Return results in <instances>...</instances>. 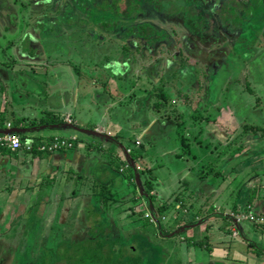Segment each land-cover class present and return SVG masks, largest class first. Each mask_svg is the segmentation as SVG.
Masks as SVG:
<instances>
[{"label": "rangeland", "instance_id": "obj_1", "mask_svg": "<svg viewBox=\"0 0 264 264\" xmlns=\"http://www.w3.org/2000/svg\"><path fill=\"white\" fill-rule=\"evenodd\" d=\"M113 1L0 0V63L10 58L27 64L20 57L35 49L31 46L46 50V60L30 59L22 66L30 70V79L46 77L48 67L59 86L67 80V91L77 93L81 83L82 94L93 87L86 88L81 102L101 105L109 97L110 114L117 120L99 117L106 125L93 129L92 150L99 154H91L92 159L125 161L121 171L131 160L127 153L136 147L142 157L131 160L134 175L153 167L162 176L168 169V177H174H167L170 183L176 181L174 174L186 179L172 184L173 190L168 187L167 197L159 196L167 209L155 216L157 200L148 198L142 179L152 177L156 185L157 173L143 172L135 183L120 173L127 194L117 202L101 197L105 206L91 195L96 173L88 172V177L84 169L82 184L79 173L72 175L78 182L74 196L72 180H60V188L52 187L54 197L48 198L46 188L52 182L44 177L46 161L19 157L14 163L28 166L27 173L36 176L32 191L25 190L26 179L18 178L8 181L20 185L15 192L7 186L0 192L1 209L10 206L0 211V254L8 259L3 264H58L59 251L93 238V229L99 236L93 239L109 245L113 257L121 243L131 248L145 240L149 249L140 251L142 264H264V0H164L161 9L150 0H125L120 8ZM157 19L167 25L159 28L166 35L151 41L140 26H158ZM135 37L141 39L140 47ZM159 47L163 53L157 52ZM41 81L47 83L46 78ZM0 82L8 92L31 85L20 76L9 77L7 70L0 72ZM23 102H32V97ZM4 104L0 98V107ZM19 113L28 116V109ZM36 118L44 120L46 113L30 119ZM64 118L74 124L69 112ZM2 123L0 136L20 135L11 122L6 127ZM145 131L155 134L146 149ZM44 143L34 152V139H29L14 151L40 157L46 152ZM178 164L193 175L177 171ZM117 183L121 186L122 180ZM43 186L46 200L35 198L33 193ZM254 188L260 200L256 208L263 209L255 210L256 215L248 213ZM85 204L93 205V214L80 211ZM201 204L210 206L208 212L193 216ZM188 223L200 234H188ZM132 255L129 250L124 257Z\"/></svg>", "mask_w": 264, "mask_h": 264}, {"label": "crops", "instance_id": "obj_2", "mask_svg": "<svg viewBox=\"0 0 264 264\" xmlns=\"http://www.w3.org/2000/svg\"><path fill=\"white\" fill-rule=\"evenodd\" d=\"M11 45V44H10ZM35 46V45H33ZM35 48V49H33ZM39 46H35L32 47L31 49H33L31 52L29 53H25L23 54L21 58V60L28 62L27 64H22L19 65L17 63V61L15 59H8L7 62L0 63V68L2 70H7L8 71V75L9 77H13V76H20V81L23 82H30L31 85L28 88H19V89H10L9 92L6 89V84L1 85L0 87V98L1 99H5L6 104L2 105L0 107V120L3 122L1 127H6L5 122L9 121L12 123V129L16 128L19 132H20V136L23 140V142L29 140V139H34V143H35V148H34V152H40V150L37 148L39 145H42L45 141L44 144H48L53 142L56 137H73L74 135L78 136V144L81 143L82 141V147L80 145L77 144L76 147H74L73 149H60L57 151H48L45 150L46 152L38 157L40 154H33L30 156V154L28 155L27 151H23V152H16L14 150L11 149L10 146L8 145H0V192L2 189H4V186H7L9 188H11L12 191H14L13 188H18V186L20 185H16L13 186L11 182H8L10 179H14V180H18V178L24 180L26 179L27 182L25 187V190H30L32 191L33 188H31L30 186L32 185V180L33 178L36 176L34 175V173L32 172H28L27 173V168H25L22 165H17L14 162L17 160V158L19 157H25L27 156V161L30 160L31 162H34L36 158H43V161H46V168H45V180L46 177L48 179H51L50 182H52V185L47 186L46 191L48 192V198L54 197V193L52 192V187L53 188H60L59 185V181H66L67 179L72 180V195H75V186H76V182H73V176L77 173H79L80 175L77 176V178H75V180H79V178L82 177V173L83 170L85 169L86 172L88 173H96V176L93 180L92 183V188L93 191H91V195L94 198V202L95 203H100V201L98 199H100V197H108L107 195H109V201L111 199H114V201H118L121 198L123 199V197L125 196V194H127L125 192V190L123 189L125 186V183L123 182V178L119 172V169L117 168V164L118 163H122V161L117 162L115 160H112L111 162L106 163V160H108L105 156L101 157L102 159H92L90 156L91 154H95L98 155L99 152L92 150L93 149V140H96V135L95 132H93V129L98 127V125H106V122H104V120H100L99 117L101 119H106L112 123H116L114 121L117 120L116 116H113V114H110L111 112V102L108 100V98H106L104 100V102L101 103V105L98 103L96 104L93 100L91 101H87V102H81V100L83 98H85L87 90H93L92 88H86L84 89L85 94H82V89L85 87L82 83H81V87H79V90L77 93H75V91H71L70 90H66L64 84L66 83V81L62 82L63 86H59L57 83V81H55V77H54V73L50 70V68L46 67V77H39L42 80H45L47 83L50 82V85L47 84L46 82L41 81V79L37 80V81H33L32 79H30L31 75L30 74V70L29 72H25L26 68L22 67L23 65H29L30 63V59H38V60H46V50H44L42 53V51L39 49ZM5 50V48H4ZM3 50V51H4ZM23 50V49H22ZM158 53H163L162 48L161 50L157 51ZM49 53L47 52V55ZM18 60H20L19 57H16ZM160 58V57H157ZM95 65V64H94ZM0 69V72L2 71ZM30 69L34 72L37 73L36 71L33 70V66L31 64ZM76 71H78V68H73ZM95 71V70H94ZM56 72V71H55ZM97 69H96V71ZM103 72V71H102ZM67 73V72H66ZM3 74L5 75L6 73L3 72ZM66 77H68L66 75ZM65 77V78H66ZM103 82V80H101ZM1 83V82H0ZM53 83V84H52ZM106 84V82H104ZM102 83V84H104ZM72 85L74 84V81H72L71 83ZM94 85H97L96 83L93 82ZM106 86V85H105ZM76 89V88H75ZM23 92L24 94H26L25 96H23ZM30 92V93H29ZM90 92V91H89ZM89 95L94 94L93 93H88ZM9 96H13L11 98H9ZM29 96L32 97V102H23V99L28 98ZM11 104L9 107H11L10 111L7 109V107L5 108L6 105ZM81 104V105H80ZM15 105H17V107H15ZM80 107L78 108L77 106ZM96 105V107H95ZM27 107V108H26ZM20 108V109H19ZM25 108V109H24ZM34 108V109H33ZM95 113H94V109ZM26 109H28V116L27 114L24 116L19 117L18 114H25V113H19V111L21 112H25ZM32 109V111H31ZM109 109V111H108ZM8 110V111H7ZM19 110V111H18ZM70 110V111H69ZM77 110V111H76ZM46 113V119L41 120L40 118H36L37 119V123L35 122L36 119H30V118H34V117H39L40 113ZM82 111H84L85 113H83ZM70 114L71 119H73L74 124H69L65 121V114L68 113ZM99 113V114H98ZM87 118V119H86ZM31 123V124H30ZM252 126V125H251ZM76 127H79L78 129H76ZM248 127V126H246ZM258 127V128H257ZM260 129L259 126H252L250 127V129ZM82 129V130H81ZM91 134L92 136L88 139V135ZM153 136H155L154 133L150 132V131H145L142 134V137L144 138V143H143V148L146 149V142H148L149 144L153 143ZM264 138V135L262 136ZM132 138L129 136V139ZM84 144H86V149L88 151V154L84 153ZM137 148H133V151H136ZM24 154V155H22ZM27 154V155H26ZM128 154V153H127ZM140 154V153H139ZM142 157V156H141ZM106 159V160H105ZM21 160V159H20ZM38 161V160H37ZM83 161H86V165H83ZM159 161V160H158ZM158 161H155L156 164ZM159 166L161 167L163 164V161H159L158 162ZM40 165V164H39ZM146 165V164H145ZM148 168H152V167H148ZM154 169V168H153ZM177 171L179 172H184L185 174H187V171H184L186 169V167H182V164H178L177 168H175ZM84 170V171H85ZM187 170V169H186ZM195 170V169H194ZM146 170L142 171L145 172ZM154 175L157 173L156 178L158 180V183H156V185L154 186L153 190L155 191L154 194H158L154 196V200H157V208L162 205V201H160V195L162 197H167L166 194L168 193V187L170 188L172 184L175 183H179L182 182V179H186V178H179L180 175H176L174 174L176 181L173 183H170L167 181V177L169 176V170L166 169L164 171H162L163 176L160 175L159 172H157L156 169L153 170ZM174 172V171H173ZM188 172H192V168L188 170ZM36 173V170H35ZM88 173V175L86 176H90ZM182 173V174H184ZM222 173V171L220 170L218 172V174ZM84 174V173H83ZM143 174V173H142ZM192 174V173H191ZM207 172L203 173V176H207ZM166 175V176H164ZM188 175V176H187ZM186 176H192L190 174H187ZM184 177H186L185 175H183ZM87 177V178H88ZM170 179H172L174 181V177H168ZM178 178V180H177ZM87 179H85L86 181ZM118 180H122L121 186H118L117 181ZM80 181V180H79ZM141 182V181H140ZM73 183H74V187H73ZM142 183H143V188L146 189L145 187V178L142 179ZM80 184H82V182L80 181ZM29 186V187H28ZM102 187V191H98L99 188ZM41 188V189H39ZM37 188V190L33 193L35 198H44L46 200V196L44 195V189L45 186L43 187H39ZM74 188V189H73ZM116 189V190H115ZM170 189H174L173 187H171ZM255 192V188L253 189ZM106 191H108V193H106ZM15 192V191H14ZM146 192V191H145ZM106 193V194H104ZM77 194V193H76ZM100 195V197L97 198V196ZM87 196V195H84ZM83 196V197H84ZM169 197V196H168ZM41 200V199H40ZM257 200V201H256ZM250 201V200H249ZM254 203H255V207L253 206L251 210L249 211H258L263 213V209L262 210H258L256 208V206H258V204L260 203L259 200V196L258 193L255 192V196H254ZM103 203L105 202V206H107V200L105 199L104 201H102ZM101 202V203H102ZM165 202V201H164ZM171 202V201H169ZM208 203V202H206ZM250 203V202H249ZM253 203V202H252ZM88 204V203H86ZM84 205L79 207L80 211L86 212L87 213H91L93 214V205ZM194 205V204H193ZM1 204H0V211L1 210H5L8 209L5 206L3 207V209H1ZM172 207V206H171ZM210 206H206L205 204H201L199 205L195 211L193 216H199V217H204L203 215L208 212L207 208H209ZM234 211H240L239 208L237 207V205L234 206ZM88 213V214H89ZM241 214H243V211L241 212ZM219 215L218 212L213 214V216ZM30 219H32V217H30ZM172 221H175L174 219ZM171 220L169 222H172ZM189 226V227H188ZM188 226L186 228H188V234H200L199 229L197 228L196 230H193L190 226V224L188 223ZM262 252V251H260ZM4 262H8V259L4 258L2 254H0V264H3ZM10 262V261H9Z\"/></svg>", "mask_w": 264, "mask_h": 264}, {"label": "trees", "instance_id": "obj_3", "mask_svg": "<svg viewBox=\"0 0 264 264\" xmlns=\"http://www.w3.org/2000/svg\"><path fill=\"white\" fill-rule=\"evenodd\" d=\"M153 1V4L158 8L161 9L162 7V1L164 0H150V2ZM113 4L116 8H120L125 6V0H114ZM118 11V10H117ZM159 11V10H158ZM157 15V14H156ZM160 15H158L159 17ZM154 19V18H153ZM158 20V19H157ZM159 21V20H158ZM160 25L156 26L155 24H142L140 27L142 29V32L144 34V37L147 39H150L151 41H154L155 39H160L163 37V35H166V31L162 34L161 31H159V28L162 26L166 27L167 25L165 23H162L161 21ZM189 23V21H188ZM190 23H192V20H190ZM172 29V28H171ZM137 40V47L141 46V39H138L137 37H135ZM161 50V47L158 48L157 51ZM252 127V126H249ZM258 128V127H257ZM253 129L255 131H258L259 129ZM64 138H68V139H73L74 137H64ZM78 137L75 138L74 140V144L71 147H66V148H62V149H73L74 147L77 146L78 144ZM186 143H184L185 145ZM187 147V149L189 150V146L188 144L185 145ZM128 157L131 160H135L137 159L139 156L141 157V155H139L136 151L131 150L130 152H128ZM131 160H128L127 163V167L122 169L120 171V169L123 167V165L125 164V161L122 163H118L117 164V168L119 169L120 173H124V176H127L128 179H131L133 183H135V177H137V175L133 173V171L131 170L132 167L129 166L131 165ZM153 167L152 168H148L146 169L145 172L147 173H153ZM143 172H139V176H142ZM154 174V173H153ZM138 176V177H139ZM154 179L151 178H145V191L148 194V198L149 199H154L155 195H152L150 192L153 190L154 188V183H153ZM106 193H108V191H106ZM104 193V194H106ZM108 197H106V199H109V195H107ZM254 196H255V192L252 193V195L250 196V203H249V210L252 209L253 207V200H254ZM100 197V195L97 196V198ZM100 202H102V199L100 197V199H98ZM167 209V204L166 201L160 205L157 208V211L155 212V216H158V214H162L165 210ZM247 209V210H248ZM248 212H255V211H248ZM89 213V212H88ZM256 213V212H255ZM91 213H89L90 215ZM261 214V213H260ZM261 216V215H259ZM263 216V215H262ZM147 220H149L150 217H146ZM92 234L95 236H93V238H97L99 237L96 234V229L91 230ZM93 238H87L84 239L81 243L75 245H67L63 251L60 250L59 251V257L60 259L57 261L58 264H142L143 262V256L140 253V251L142 249H149L147 246V243L145 240H137V242H135L136 244L132 245L131 248H128L126 245H123L122 243L119 245V247L117 248V253L115 255V257H113L111 255V252L107 246L101 239H96L94 240ZM139 244V245H137ZM138 246V247H137ZM141 246V247H139ZM130 250L131 253H133L132 256H129L128 259H125L124 254L127 251ZM113 257V258H112ZM50 261V260H49ZM52 261V260H51ZM48 262V264H53L52 262ZM54 261V262H55Z\"/></svg>", "mask_w": 264, "mask_h": 264}, {"label": "built area", "instance_id": "obj_4", "mask_svg": "<svg viewBox=\"0 0 264 264\" xmlns=\"http://www.w3.org/2000/svg\"><path fill=\"white\" fill-rule=\"evenodd\" d=\"M9 125L12 126V123H9ZM76 136H74L73 139H68L64 137H56V139L48 144H44V149L48 151H57L62 148L71 147L74 144ZM0 144L8 145L11 147L12 150H17L20 147L24 146V142L19 134H5L3 136H0ZM252 213V212H248ZM253 215H256V213H252ZM243 217L246 215L242 214Z\"/></svg>", "mask_w": 264, "mask_h": 264}, {"label": "water", "instance_id": "obj_5", "mask_svg": "<svg viewBox=\"0 0 264 264\" xmlns=\"http://www.w3.org/2000/svg\"><path fill=\"white\" fill-rule=\"evenodd\" d=\"M137 176H138V174H137Z\"/></svg>", "mask_w": 264, "mask_h": 264}]
</instances>
